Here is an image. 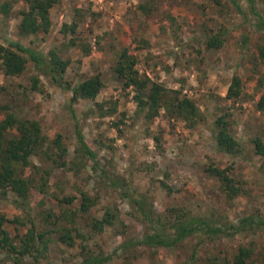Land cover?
<instances>
[{
  "label": "rangeland",
  "instance_id": "obj_1",
  "mask_svg": "<svg viewBox=\"0 0 264 264\" xmlns=\"http://www.w3.org/2000/svg\"><path fill=\"white\" fill-rule=\"evenodd\" d=\"M144 4L151 7L149 14L140 8ZM256 8L264 17V0H257ZM25 10V0H0L1 44L20 42L46 56L54 51L69 61L66 78L72 86L99 75L104 87L95 100L72 103L73 94L52 85L32 63L22 75L11 77L0 60V104L20 120L39 122L48 138V154L32 158L33 165L51 171L48 193L33 189L26 206L13 192L0 194V214L9 219L4 228L17 245L33 223L38 233L50 231L47 247L38 242L40 252L23 257L22 264H77L88 254L112 255L107 264H191L193 259L206 264L211 257L232 258L239 247L250 245L264 254L261 230L216 240L191 237L174 248H126L146 227L103 174L145 195L166 221L171 209L231 221L252 213L264 216V158L253 144L258 137L264 141V111L257 107L264 94V29L258 28L249 1L59 0L51 10L50 31L31 35L21 33ZM74 23L75 33L62 32L65 24ZM216 34L224 44L210 49L207 40ZM125 48L138 59L142 78L195 102L200 112L196 126L189 127L163 107L152 118L147 117L148 109H139L134 89L124 87L114 71ZM236 76L242 80V96L228 100ZM73 112L86 142L98 154V165L80 159V170L74 165L60 169L50 158L57 153L53 141L60 136L68 149L66 160H79ZM225 114L241 144L237 155L220 152L214 140L215 122ZM6 115L0 112V122ZM210 166L230 168L242 189L237 197L227 196L207 172ZM34 173L33 167L25 170L39 180ZM83 193L95 201L89 213L80 212ZM57 197L76 200L67 205ZM63 209L78 214L75 224L61 226L75 229L74 247L61 242L64 230L52 232L54 215ZM109 211L116 216L113 224L95 229L94 222ZM0 264L15 263L0 249Z\"/></svg>",
  "mask_w": 264,
  "mask_h": 264
},
{
  "label": "trees",
  "instance_id": "obj_2",
  "mask_svg": "<svg viewBox=\"0 0 264 264\" xmlns=\"http://www.w3.org/2000/svg\"><path fill=\"white\" fill-rule=\"evenodd\" d=\"M252 13L257 17V26L264 29V17L257 12V0H248ZM27 10L23 11L21 33L23 35L38 34L39 32L48 33L52 26L51 10L59 3V0H25ZM233 3L236 4L235 1ZM140 8L147 14L151 12V7L147 4ZM240 11V9L238 8ZM241 12V11H240ZM78 25L65 24L63 33H75ZM7 45L0 43V60L2 68L7 76L16 77L22 75L29 63L48 81L63 90L73 94L72 103L81 99L95 100L102 91L104 84L99 75L82 80L76 86H72L67 80L69 61L64 60L58 53L51 51L48 56L43 52L24 46L20 42L5 40ZM224 44L222 36L213 35L207 40V47L210 49H220ZM264 58V49H261ZM138 59L130 52L128 48L122 50L115 66L117 77L124 83V87H132L135 91L134 99L141 111L148 109V118L159 114L160 108H165L169 113L182 118L189 127H194L198 123L200 112L195 102L187 97H181L180 91H170L160 83L152 82L148 78H142L136 66ZM264 78V75H263ZM261 78L259 83L262 84ZM34 88L37 89L38 79L34 80ZM243 92L242 80L236 76L228 90L227 99L237 101ZM171 93L174 96H171ZM97 106H100L99 104ZM257 107L264 111V94L260 97ZM0 112H6V118L0 122V194L6 196L8 192H13L16 196L27 204L30 192L33 189L42 194H47L49 189V176L51 171L42 170L32 163L34 156L46 154L45 147L48 145V138L43 134L42 128L37 121L20 120L14 114L9 113V108L0 104ZM76 121L75 133L79 148L76 151L79 160L67 161L68 149L64 146L62 139L58 136L54 141L57 153L50 157L60 169H79L80 159L92 161L95 165L99 164L98 154L86 142L84 134L80 129L75 112L72 113ZM229 114L220 116L213 129V136L220 152L237 155L241 152V144L231 131ZM256 153L264 158V141L261 138L253 140ZM48 154V153H47ZM35 168L36 175L27 176L25 170ZM80 170V169H79ZM207 172L213 178L217 179L223 186L227 196L231 199L237 197L241 192V186L230 175V168H220L210 166ZM105 177L111 180L115 188L121 190V196L126 199L129 205L134 209L140 221L145 225L146 232L124 245V247H159L174 248L191 237L209 238L216 240L221 238H232L240 234L251 231H264V216L261 214H250L239 218L237 221H231L222 217L211 215H191L188 213H178L171 209L168 221L157 211L154 204L143 194L131 189L124 181L112 179L105 171ZM61 204L72 205L75 197H57ZM93 199L87 194H82V203L80 212L89 213L94 206ZM25 209V207L23 208ZM174 214L176 217H174ZM52 215V214H51ZM77 213L69 209L61 210L56 217L52 232H65L61 234L62 243L70 247L76 245V239L73 236L75 229H69L68 225L61 230V226L75 224ZM175 218V219H174ZM174 219V220H173ZM116 220L112 212H107L103 220H96L93 224L97 230L103 229L106 224L111 225ZM172 220V221H171ZM9 219L0 214V249L7 252L15 264H22L23 257L39 253L38 242H42L47 247L46 236L50 231L38 233L36 226L29 230L17 245L11 238L10 233L4 228ZM63 232V231H62ZM34 251V252H33ZM38 257H36L37 259ZM112 255H90L88 254L82 262L77 264H107L112 261ZM191 264H197L193 259ZM206 264H264V254L257 252L250 246H241L232 258L211 257Z\"/></svg>",
  "mask_w": 264,
  "mask_h": 264
}]
</instances>
